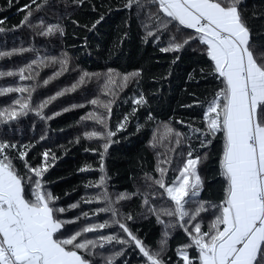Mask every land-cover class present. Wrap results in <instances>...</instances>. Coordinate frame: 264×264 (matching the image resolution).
<instances>
[{"label":"snow or ice","instance_id":"snow-or-ice-1","mask_svg":"<svg viewBox=\"0 0 264 264\" xmlns=\"http://www.w3.org/2000/svg\"><path fill=\"white\" fill-rule=\"evenodd\" d=\"M72 2L82 5L84 0ZM62 3L67 0H29L18 9L25 14L12 30L23 26L31 30L32 36H64L65 13L59 8ZM7 4L11 7L12 0ZM121 6H135L137 16L143 13L148 22H141L145 40L154 36V42L159 41L162 32L168 33V44L160 48L161 52L180 51L187 46L201 54L197 63L205 67L199 69L200 78L210 81L211 86L202 97L189 93L191 104L181 107L199 106L202 116L198 123L202 126L188 123L187 131L182 132L172 126V117L158 124L149 145L155 148L167 140L171 147L163 145V159L156 153L153 170L143 173V187L134 183V191H122L113 199L105 163L109 147L117 142L113 139L116 134L127 127L130 115L148 101L143 92L132 97L131 111L117 121L113 130L109 117L117 93L111 86L123 89L133 79L138 80L143 69L118 73L109 68L105 91L111 99L85 100L104 111L89 112L78 121L93 120L99 125V130L81 134L98 141L97 147L83 148L84 152L98 154L99 178L84 185L86 189L95 185L98 191L61 206L60 198L49 190L50 182L44 179L60 157L40 142L51 141L48 121L84 105L70 103L58 111L51 110L50 115L45 109L76 89L89 74L83 73L70 87L54 94L42 92L41 99L33 94L67 70L68 54L61 51L59 56L41 55L32 43L24 47L23 39L21 46L10 48L5 42L0 59L19 55L21 61L7 71L0 70V78L19 81L0 85V264H173L172 258L164 257L169 239L177 230L182 231L185 242L175 248V264H264V26L252 28L251 17L245 15L246 0H122ZM49 14L55 22H48ZM259 18L264 19V13ZM103 19L101 14L90 28L88 24L82 27L95 29ZM72 23L79 25L75 20ZM6 31L0 27V33ZM120 39L122 42L123 37ZM25 53L33 58H25ZM54 64H59V70L39 79L40 69ZM194 72L188 74L189 81L196 79ZM13 93L17 95H8ZM30 113L35 118L25 125L22 118ZM36 118L43 124L41 133L22 142L25 128L36 132ZM146 119L153 122L155 118L149 111ZM176 123L185 121L177 118ZM136 127L139 130L142 125L137 123ZM80 140L78 135L70 143L79 144ZM214 144L218 146L216 198H212L211 187L207 198H202L205 181L198 166L208 159ZM57 147L67 151L64 145ZM29 152L35 153L31 161L27 158ZM16 159L23 170L17 167ZM92 169L93 165L85 162L77 171ZM134 198H140L135 216L131 210L123 211L121 204L131 203ZM93 201L101 202L103 207L79 210L70 218L63 215L78 209L81 203ZM99 213L108 218L101 222ZM90 216L97 222H89ZM137 217H154L163 226L157 248L147 245L138 235L139 229L131 227L129 222Z\"/></svg>","mask_w":264,"mask_h":264},{"label":"trees","instance_id":"trees-1","mask_svg":"<svg viewBox=\"0 0 264 264\" xmlns=\"http://www.w3.org/2000/svg\"><path fill=\"white\" fill-rule=\"evenodd\" d=\"M27 3L29 0H18V3L17 0H12V6L8 7L7 0H0V27L7 30L0 33V50H5V42H7L8 48L21 46V39H23L24 47H28L29 43H32L40 50L41 55L59 56L63 51L69 57L67 70L51 79L48 85H41V88L37 89L33 95L40 96L42 99V92H46L48 95L54 94L61 88L70 87L80 79L83 73L89 74L76 89L58 97L45 109L50 115L51 110L58 111L70 103L84 105L62 112L59 116L48 121L51 141H41L40 144L51 148L60 157L45 174L44 179L50 182L49 190L60 198L61 206L76 202L82 196L94 195L98 191L95 185L90 189L84 187L87 181L99 178L98 154L83 151L85 147H97L98 141L96 138L91 140L83 138L81 134L85 130H99V125H96L93 120L79 123L78 121L81 116L89 112L104 111L97 106L85 103V100L111 99L105 91V79L109 68L118 73L130 72L137 68L143 69L141 77L138 80L133 79L123 89H119L115 85L111 86V90L117 93L111 107L112 114L109 117V124L113 130H115L117 121L122 119L126 112L131 111L132 97L143 92L148 104L139 108L135 114L130 115L127 127L113 138L117 142L110 145L105 160L109 177L108 190L115 199V195L122 191H134V183L143 187V173L153 170L156 153H160L161 159H163L166 153V148L163 145L171 147L167 140L163 144H157L155 148L149 145L148 141L152 138V132L157 125L172 117V126L182 132L187 131L188 123H193L198 127L202 126L198 123L202 116L199 106L193 104L190 108L181 107V105L191 104L193 97L189 96V93L194 92L198 97H202L211 86L210 81L200 78L199 69L205 67V65L197 63L201 59V54L191 51L187 46L180 51L161 52L160 48L166 47L168 44V33L162 32L159 41L154 42V36L145 40L146 32L141 22L144 21L145 24L148 22L143 13L137 16L135 6L131 9L123 8L122 0H91V2L84 0L82 5L67 0V3L60 4V11L65 13L62 20L65 26L64 36H59V34L47 38L32 36L31 30L23 26L13 31V26L18 25L25 14L24 11H18V9ZM246 8L245 15L251 17L249 23L252 28L258 30L264 26V19L259 18V14L264 13V0H246ZM253 12L257 13V16H252ZM101 14L104 15V19L95 29L88 30V28L82 27V25L88 24L90 28L91 22L98 19ZM36 15L34 13L33 19ZM4 17L6 19H2ZM46 19L48 22H55L51 14L47 15ZM73 20L78 21L79 25L73 24ZM148 27L151 30V25ZM125 32L126 36H124ZM121 37H123L122 42ZM23 56L28 59L33 58L31 53H25ZM20 61L21 56L19 55L0 59V70L7 71ZM173 61L175 62L173 63ZM24 62H27V59ZM59 68V64L41 68L39 79L52 76ZM193 69H195L196 79L189 81L188 74L193 72ZM117 79L119 80V77ZM13 80L19 82L18 78H0V85ZM8 95L14 97L17 94ZM149 111L155 118L153 122H148L146 119ZM34 118V114L30 113L22 120L25 125H28L29 121ZM177 118L182 119L185 123H176ZM137 123L142 125L139 130L136 127ZM36 125L35 133H31L25 128L22 142L31 135L41 133L43 124L38 118H36ZM78 135L81 136L80 143H70ZM57 145H64L67 151H62ZM217 147L214 144L208 159L198 166L205 181L202 198H207L209 187L213 189L212 198H216L215 189L218 187L217 181L219 180L216 174L218 169ZM38 150L42 151L43 148ZM34 154V152H29L27 158L31 161ZM13 155L15 156V153ZM85 162L91 163L93 169L78 172L77 169L81 168ZM15 163L23 170L18 159L15 160ZM66 192L67 195H65ZM121 204L123 211L131 210L135 216L140 198H134L131 203L121 201ZM95 207H103V204L98 201L87 205L81 203L78 209L68 210L63 215L70 218L78 214L79 210L89 211ZM97 215L101 222L108 218V215L104 213ZM88 220L97 222L92 216ZM129 223L134 230L139 229L138 235L144 239L147 245L153 249L157 248V240L160 238L163 226L157 224L154 217L147 219L137 217L135 222ZM204 226L207 227V219ZM104 234L107 232L105 231ZM89 238L91 237L89 236ZM182 242H185L182 231H174L169 239V248L164 258H172L173 264H175L177 258L174 251L176 246Z\"/></svg>","mask_w":264,"mask_h":264}]
</instances>
